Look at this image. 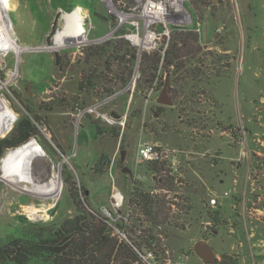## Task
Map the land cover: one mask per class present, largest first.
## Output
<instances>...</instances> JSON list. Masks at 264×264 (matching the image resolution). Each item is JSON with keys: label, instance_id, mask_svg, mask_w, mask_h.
I'll use <instances>...</instances> for the list:
<instances>
[{"label": "rangeland", "instance_id": "rangeland-1", "mask_svg": "<svg viewBox=\"0 0 264 264\" xmlns=\"http://www.w3.org/2000/svg\"><path fill=\"white\" fill-rule=\"evenodd\" d=\"M9 1L7 6L6 0H1L9 33L0 32V37L10 38L12 48H0V98L10 106L6 119L11 127L7 132L1 129L0 140L11 135L21 118L30 115L38 122L40 135L27 143L35 142L40 153L33 170L22 180L14 177L17 179L9 182L3 177L4 160L10 152L1 162L0 244L29 231L56 229L78 215L68 192V176L76 183L81 199L87 197L102 214V207L111 206L115 188L124 193L126 205L129 203L134 175L143 178L138 183L145 191L163 193L144 165H137L140 144L150 143L181 161L183 184L179 191L186 188V182L205 186V191L192 194L195 209L181 216L184 228H168V234L162 236L166 253L157 257L160 264H212L195 253V245L203 240L214 249L218 263L228 254L238 264H257L264 245L261 135L251 133L249 149L237 150L239 145L229 136L232 124L226 120L238 122L245 98L249 102L264 94V74H258L264 68V0H209L208 7H197L187 0L192 21L201 24V31H195L194 25L188 28L200 34L202 46L217 56L222 71L226 72L228 64L232 66L227 77L219 81L212 76L211 85L190 81L182 97L173 99V106H162L158 99L166 76L160 72L152 89L139 90L142 77L136 69L138 76L135 71L131 86L115 88L117 98L99 108L101 114L116 111L124 117L122 124L115 125L91 112L94 103L109 95H101V79H96V92L85 84L80 86L90 69L84 64L83 52L119 35L132 44L127 36L137 32L131 26L134 22H140L143 37L140 10H131L127 0ZM72 10L84 23L80 36L68 28L66 11ZM170 39L159 37L142 48L132 45L139 53L153 52L164 43L167 47ZM107 80L114 85L113 75ZM202 89L211 95L198 96ZM193 92L196 96L192 98ZM214 92L224 106L222 114ZM78 101L81 109L76 108ZM8 113L15 118L13 124ZM192 121L198 125L190 126ZM96 125L105 132L97 134ZM124 168L132 170L133 178L123 172ZM33 177L41 180L38 191L30 179ZM52 180L54 184L49 185ZM211 197L218 199L222 212L218 225L207 218ZM126 212L128 221H119L122 226L117 228L122 238L127 236L125 228L138 227L139 215L125 206L123 214Z\"/></svg>", "mask_w": 264, "mask_h": 264}, {"label": "trees", "instance_id": "trees-1", "mask_svg": "<svg viewBox=\"0 0 264 264\" xmlns=\"http://www.w3.org/2000/svg\"><path fill=\"white\" fill-rule=\"evenodd\" d=\"M190 1L197 7L210 6L209 0ZM164 44L156 51L139 53L136 47L119 35L103 44L91 45L83 52L84 64L90 69L88 77L80 82V86L85 84L89 91L96 92V79H101L104 81L101 95L111 96L115 93V88L127 87L138 70L142 77L139 90L148 91L154 87L159 79L158 74L162 72V77L171 76L172 98L177 100L182 97L190 81L211 85L212 76L220 81L227 77L232 67L228 64L226 72L222 71L218 67L217 56L202 46L200 34L190 28H174L168 46L165 47ZM100 67L104 69L103 73L99 71ZM110 74L114 77V85L113 81L107 80ZM100 75L107 78L102 79ZM160 81L162 86L163 79ZM109 84L112 87L109 88ZM204 95L211 94L202 89L198 96ZM194 96L193 92L192 98ZM77 107H83L79 101ZM162 109L163 107L159 108L160 111ZM192 122L190 126L198 125L197 121ZM95 127L97 134L105 132L98 125ZM114 134H117L115 130ZM39 135L40 128L36 120L30 115L21 118L11 135L0 140V167L8 151L28 144ZM145 170L156 176L157 189L173 194L168 199L164 192L151 194L144 190L142 183L136 184L129 206L139 215L138 227L125 228V238L115 230L116 226H122L120 222H110L92 207L87 197L83 201L76 183L68 176V192L78 215L67 219L56 229L29 231L23 237L11 238L0 244V264H145L142 255L146 251L154 252L157 257L164 256L166 250L162 236L168 234V228H184L181 216H188L194 211L192 194L200 189L205 191V186L202 183L189 185L186 182V188L179 191L180 187H177L175 178L170 174L168 161L164 159L148 163ZM221 216L220 207L207 211L209 222L215 225L220 224ZM218 264H238V261L233 256L224 254Z\"/></svg>", "mask_w": 264, "mask_h": 264}, {"label": "built area", "instance_id": "built-area-1", "mask_svg": "<svg viewBox=\"0 0 264 264\" xmlns=\"http://www.w3.org/2000/svg\"><path fill=\"white\" fill-rule=\"evenodd\" d=\"M127 1L131 10L133 11L140 10L141 15L138 16L144 19L145 33L143 37L140 36L141 24L139 21L134 22L133 25H131L134 28V30H137V32L136 33L133 32L132 34L127 36V38L135 46L142 48L146 43L148 44L154 43V41H156V39H158L159 37H170L174 28H179V27L188 28L189 26L194 25L195 31L197 32L201 31V24L200 23L195 24L194 23L195 21H192L191 12L189 11L186 4L187 0H146L145 3L144 0H138L137 1L138 6L134 9L131 7L129 0ZM140 4H143L142 7L140 6ZM137 76H138V71L135 77L137 78ZM131 84L132 83H130L128 87H130ZM118 95L119 94H114L113 96L107 97L102 102L94 103L91 112H96L98 116H100L104 121L108 122L110 125L122 124L120 122L124 118L122 115L120 119H116L112 117L111 114L109 115V114L99 113L100 107L104 106L109 101L114 100L115 98H117ZM245 154L247 156L248 151H246ZM163 159L168 161L170 174L172 177L175 178L176 185L182 186L183 181L180 179L181 178L180 176L182 175L180 173L181 161L178 159L177 155H172V153L170 152L161 151L159 150L158 147L150 143L140 144L137 154V165H144L145 168L148 165V163L156 162ZM133 175L134 174L132 173L130 177L133 178ZM152 177L154 180H156L155 175H153ZM141 180H143L141 176L138 177L134 175L131 192H134V186L136 184H140L138 183V181ZM162 191L168 195V199L172 197V194L169 191L167 190H162ZM149 192L151 194H158L155 193L154 191H149ZM225 194L228 195V193ZM111 201L112 202L110 207H106V206L102 207L101 210L103 211V215L107 217L110 220V222H114L115 224L119 221L120 222L128 221L129 213L126 212V214H123V209L125 208V206L129 210L131 208L129 206V203L126 205L124 193L115 188L112 193ZM208 205L211 210H217L220 207L218 199L216 197H211L210 201L208 202ZM117 228L119 227L116 226L115 230L120 231L119 230L120 228L119 229ZM142 258L145 264H160V262L157 259V256L152 251H146L145 254L142 255ZM257 264H264V245L262 249V255Z\"/></svg>", "mask_w": 264, "mask_h": 264}, {"label": "bare ground", "instance_id": "bare-ground-1", "mask_svg": "<svg viewBox=\"0 0 264 264\" xmlns=\"http://www.w3.org/2000/svg\"><path fill=\"white\" fill-rule=\"evenodd\" d=\"M8 1L9 0H6V4H5L7 6L10 4L9 3L10 1L9 2ZM66 20H67L68 28L71 31V34L80 36L81 33L84 32V29H83L84 23L79 19V16L76 14L75 10L66 11ZM7 29H9V27L6 26V21L4 20V16L2 14V7H1V0H0V32H4V34H7V32L9 33V30L7 31ZM8 36H10V34ZM9 39L5 37L2 38V36L0 37V48L2 50L6 48H12L11 42ZM4 104H6V102H4L0 98V131L1 129L2 130L4 129L3 131L7 132L9 131L11 127L8 124L7 119H6V113L10 111V106L7 103L6 104L7 107H5ZM7 118L12 124L15 122V118H13L11 113H8ZM39 153H40L39 149L35 142H30L22 147H19L15 151L11 152L6 157V160H4V171H3L4 179L5 178L8 179L9 182H12L17 179L14 177H18V180L24 179L26 172L33 170L35 157ZM30 179L33 181V187H35V189L38 191V188H39L38 184H40V181H41L40 178H39L40 181L38 180L37 177H33ZM55 180H52V182L48 184L53 185L54 184L53 181Z\"/></svg>", "mask_w": 264, "mask_h": 264}, {"label": "crops", "instance_id": "crops-1", "mask_svg": "<svg viewBox=\"0 0 264 264\" xmlns=\"http://www.w3.org/2000/svg\"><path fill=\"white\" fill-rule=\"evenodd\" d=\"M235 69V68H234ZM261 73V77L264 74V68L261 67L259 73ZM214 96L219 103L221 109L220 113L222 114L224 111L223 104L219 101L218 96L214 92ZM246 103H243L239 110L240 120L237 122L232 118H228L227 122H230L233 126L245 128L244 132L246 133L245 142L240 146L241 149L247 147L249 149V135L255 134L256 136L261 135V163L264 165V94L261 93V96L256 100L251 98L248 102V99L245 98ZM249 104V105H248ZM247 106H249L247 108ZM219 113V116H220ZM222 120V119H221ZM235 126V127H236ZM236 148L237 150L239 149Z\"/></svg>", "mask_w": 264, "mask_h": 264}, {"label": "water", "instance_id": "water-1", "mask_svg": "<svg viewBox=\"0 0 264 264\" xmlns=\"http://www.w3.org/2000/svg\"><path fill=\"white\" fill-rule=\"evenodd\" d=\"M138 0H129L131 7L134 9L138 6L137 3ZM158 103L162 106H173V98H172V83H171V76L168 75L166 77V81L163 87V90L160 94V97L158 99ZM112 117L116 119H120L121 115H119L116 111H112L111 113ZM125 160V155L123 152L122 161ZM123 172L126 174L132 175V170L129 168H124ZM195 253L206 263H212L217 264L218 260L215 254L214 249L211 247V245L203 240L199 241L195 247H194Z\"/></svg>", "mask_w": 264, "mask_h": 264}, {"label": "flooded vegetation", "instance_id": "flooded-vegetation-1", "mask_svg": "<svg viewBox=\"0 0 264 264\" xmlns=\"http://www.w3.org/2000/svg\"><path fill=\"white\" fill-rule=\"evenodd\" d=\"M231 128V134H229V136L232 138V142H234V144L236 145V143L238 145H242L245 142L246 139V133L244 132L245 128L243 127H237L235 128L234 126H230ZM239 147V146H237ZM235 147V148H237Z\"/></svg>", "mask_w": 264, "mask_h": 264}, {"label": "clouds", "instance_id": "clouds-1", "mask_svg": "<svg viewBox=\"0 0 264 264\" xmlns=\"http://www.w3.org/2000/svg\"><path fill=\"white\" fill-rule=\"evenodd\" d=\"M3 160V159H2ZM2 162V161H1Z\"/></svg>", "mask_w": 264, "mask_h": 264}]
</instances>
